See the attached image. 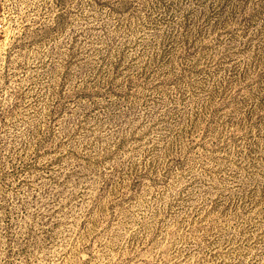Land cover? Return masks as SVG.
Instances as JSON below:
<instances>
[{
    "label": "rangeland",
    "instance_id": "obj_1",
    "mask_svg": "<svg viewBox=\"0 0 264 264\" xmlns=\"http://www.w3.org/2000/svg\"><path fill=\"white\" fill-rule=\"evenodd\" d=\"M0 264H264V0H0Z\"/></svg>",
    "mask_w": 264,
    "mask_h": 264
}]
</instances>
